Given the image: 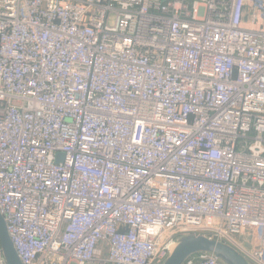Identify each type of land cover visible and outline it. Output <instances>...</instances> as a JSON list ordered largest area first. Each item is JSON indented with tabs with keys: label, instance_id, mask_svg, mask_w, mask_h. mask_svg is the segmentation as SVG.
I'll return each mask as SVG.
<instances>
[{
	"label": "built area",
	"instance_id": "1",
	"mask_svg": "<svg viewBox=\"0 0 264 264\" xmlns=\"http://www.w3.org/2000/svg\"><path fill=\"white\" fill-rule=\"evenodd\" d=\"M0 214L22 264H264V0H0Z\"/></svg>",
	"mask_w": 264,
	"mask_h": 264
},
{
	"label": "water",
	"instance_id": "2",
	"mask_svg": "<svg viewBox=\"0 0 264 264\" xmlns=\"http://www.w3.org/2000/svg\"><path fill=\"white\" fill-rule=\"evenodd\" d=\"M0 250L6 264H22L10 240L6 223L1 214ZM195 254L213 256L223 264H249L226 244L201 235H185L180 237L163 264H183L185 260Z\"/></svg>",
	"mask_w": 264,
	"mask_h": 264
},
{
	"label": "rangeland",
	"instance_id": "3",
	"mask_svg": "<svg viewBox=\"0 0 264 264\" xmlns=\"http://www.w3.org/2000/svg\"><path fill=\"white\" fill-rule=\"evenodd\" d=\"M233 237H236V236H233ZM237 239H239V237H238ZM240 240L243 241V244H244V245H247V243H248V239H247L246 237H245V239H240Z\"/></svg>",
	"mask_w": 264,
	"mask_h": 264
}]
</instances>
